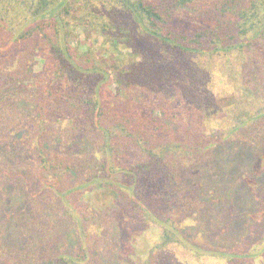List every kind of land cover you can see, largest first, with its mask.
I'll return each mask as SVG.
<instances>
[{"label":"trees","instance_id":"1","mask_svg":"<svg viewBox=\"0 0 264 264\" xmlns=\"http://www.w3.org/2000/svg\"><path fill=\"white\" fill-rule=\"evenodd\" d=\"M77 11L87 36H106L111 52L98 56L87 46ZM38 56L43 69L25 67L31 82H18L16 68ZM222 83L236 86L226 111L234 128L264 120V0H0V105L32 97L26 123L10 127L13 144L28 154L0 160V176L25 185L24 165L34 166L44 191L32 195L38 208L79 234L69 250L2 251L0 264H95L91 228L101 213L82 197L98 187L161 228L144 263L159 264L186 237L178 223L191 199L178 208L168 202L183 183V162H202L213 145L209 134L220 120L213 91ZM111 84L117 91L108 95ZM19 129L25 142L14 135ZM85 139L77 152L72 142Z\"/></svg>","mask_w":264,"mask_h":264},{"label":"rangeland","instance_id":"2","mask_svg":"<svg viewBox=\"0 0 264 264\" xmlns=\"http://www.w3.org/2000/svg\"><path fill=\"white\" fill-rule=\"evenodd\" d=\"M80 16L79 11L73 16L78 24L82 21ZM80 25L77 30L81 38L88 41L87 46L97 49L98 56L102 51L111 52L113 46L106 36L96 31H89L87 36L83 22ZM3 62L15 67L13 60ZM43 63L38 56L26 66L17 67L18 82L30 83L31 74L24 71L32 67L35 73L39 72ZM110 74L116 77L113 71ZM116 85L107 87L106 93H116ZM213 92L218 104L214 115L220 119L209 134L213 145L202 154L206 157L202 162L190 166L183 162L186 168L178 172L183 183L177 196L171 198L172 204L168 202L170 208H178L179 204L189 205L191 199L188 218L178 223L188 239L182 234L183 243L172 244L160 257L159 264H264V120L234 128L226 111L235 103L236 86L222 83ZM30 97L28 93L27 99L12 98L0 105V160L6 164L28 154L26 149L18 151L17 142L13 144L10 127L26 123L25 115L31 112ZM169 122L178 127V123ZM14 135H19L23 142L27 139L21 129ZM72 143L78 152L88 141ZM11 155L17 158L12 159ZM24 166L28 170L25 185L18 178L0 176V256L2 251L13 256L32 244L42 253L55 252L59 244L69 250L79 234L73 228H64L50 210L38 208L37 191L41 194L44 191L39 189L34 166ZM82 201L101 213L102 220L91 228L90 241L94 243L91 255L95 264H144L151 248L161 243V228L132 208L118 205L110 189L93 188Z\"/></svg>","mask_w":264,"mask_h":264}]
</instances>
